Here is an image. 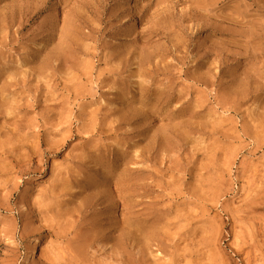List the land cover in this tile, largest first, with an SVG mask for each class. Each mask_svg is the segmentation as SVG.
<instances>
[{
    "label": "rangeland",
    "instance_id": "1",
    "mask_svg": "<svg viewBox=\"0 0 264 264\" xmlns=\"http://www.w3.org/2000/svg\"><path fill=\"white\" fill-rule=\"evenodd\" d=\"M0 264H264V0H0Z\"/></svg>",
    "mask_w": 264,
    "mask_h": 264
},
{
    "label": "bare ground",
    "instance_id": "2",
    "mask_svg": "<svg viewBox=\"0 0 264 264\" xmlns=\"http://www.w3.org/2000/svg\"><path fill=\"white\" fill-rule=\"evenodd\" d=\"M62 189V188H61Z\"/></svg>",
    "mask_w": 264,
    "mask_h": 264
}]
</instances>
